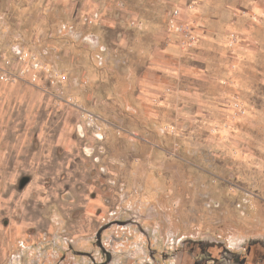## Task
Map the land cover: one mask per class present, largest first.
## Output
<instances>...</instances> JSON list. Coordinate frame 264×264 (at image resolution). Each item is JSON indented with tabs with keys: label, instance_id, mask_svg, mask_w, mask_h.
Wrapping results in <instances>:
<instances>
[{
	"label": "rangeland",
	"instance_id": "rangeland-1",
	"mask_svg": "<svg viewBox=\"0 0 264 264\" xmlns=\"http://www.w3.org/2000/svg\"><path fill=\"white\" fill-rule=\"evenodd\" d=\"M184 1L0 0V264H178L182 244L264 241V52L244 59L258 45L231 46L236 30L218 49L210 23L251 11L196 0L200 43L180 50ZM30 89L84 115L69 146L27 118Z\"/></svg>",
	"mask_w": 264,
	"mask_h": 264
},
{
	"label": "crops",
	"instance_id": "crops-1",
	"mask_svg": "<svg viewBox=\"0 0 264 264\" xmlns=\"http://www.w3.org/2000/svg\"><path fill=\"white\" fill-rule=\"evenodd\" d=\"M245 1L248 2L247 8L251 11V14H249L247 17L241 16L238 13L239 11L236 9L233 8L224 9L221 7L219 9L217 8L215 10H212L210 23L215 30L213 32L214 38H216L220 44H216L215 42L214 43L216 44L217 48L220 50H226L228 35L233 30L238 31L242 37H244L245 39H247V41L250 42V44L252 42H255L258 45V47L256 49L247 48L246 49L247 54L245 53L243 54L245 56L244 59H252L251 58L252 56H256V55L261 56V54L264 52V0H245ZM182 3H180L179 5H181ZM191 19L192 18L190 16V20ZM201 23L204 24L203 21ZM205 24L209 26V23H205ZM205 24L204 26L205 28H207ZM175 38L177 40L175 46L178 47V49L189 50L181 46L176 36ZM243 50L244 48L239 49V52H242ZM204 77L206 78V76H204V73L200 75L201 80H203ZM32 90L34 89H30L29 93H24L27 118L30 117L28 113H30L34 117L36 116L37 119L39 118V116H41V114L42 115L44 114L42 120L43 124L40 125L42 126L41 128L50 129V131H48V135L56 136L55 139L53 137L54 145L65 144L66 146H69L74 140V134H72V128L74 127V124H78L79 122H81V124H84V120H83L84 115H81L82 113L80 114L77 110H75V108L67 104L64 105L62 104L59 107H57L56 104L54 105L50 100L48 101V99L44 97L45 95L42 93V91L34 92L35 90L34 91ZM9 92H11L9 85L4 88L0 87L1 96L7 95ZM35 98L37 100H35ZM199 107H200L199 111L202 108H204V106L202 105H200ZM52 113H55V115H57V121H55V123L57 124H47L49 123L50 118L52 117ZM36 125L37 124L33 125V127ZM24 126L26 129L30 130L32 124H24ZM52 129H56V131H52Z\"/></svg>",
	"mask_w": 264,
	"mask_h": 264
},
{
	"label": "flooded vegetation",
	"instance_id": "flooded-vegetation-1",
	"mask_svg": "<svg viewBox=\"0 0 264 264\" xmlns=\"http://www.w3.org/2000/svg\"><path fill=\"white\" fill-rule=\"evenodd\" d=\"M182 247L184 249L181 251L184 250L188 254H182L178 264H264V241L260 239L251 240L250 243L235 248L218 241L210 242L209 245L201 243L197 250L188 249L184 244ZM168 260H165L167 264Z\"/></svg>",
	"mask_w": 264,
	"mask_h": 264
},
{
	"label": "built area",
	"instance_id": "built-area-1",
	"mask_svg": "<svg viewBox=\"0 0 264 264\" xmlns=\"http://www.w3.org/2000/svg\"><path fill=\"white\" fill-rule=\"evenodd\" d=\"M196 4H197L196 0H186L184 4L174 7L169 17V32L178 38L181 46L189 50L196 49L198 44L200 43V36L196 32L193 22L190 20V13L192 12ZM132 24L136 25V22L132 21ZM230 41H231V46L237 44H242L243 46H245V44L248 43L247 39H245L244 37H242L237 33H232L230 35ZM27 57L28 54H25V56L19 57L17 61L24 62L26 61ZM1 63H2V56L0 55V64ZM1 69L4 71L3 73L11 75V73L5 70L4 68ZM39 69L42 70L43 67L40 66ZM45 70L47 71V69ZM45 70L44 72L47 73ZM29 71L30 70L26 68L22 70L21 75L25 76L29 73ZM37 79H38V75H34V82L37 81ZM233 109L240 115L246 114V110L238 102H235L233 104Z\"/></svg>",
	"mask_w": 264,
	"mask_h": 264
}]
</instances>
